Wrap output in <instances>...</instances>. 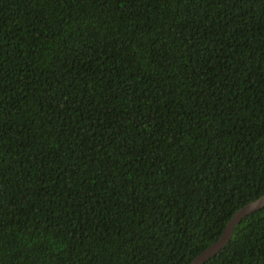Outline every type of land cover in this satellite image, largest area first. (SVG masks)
Returning <instances> with one entry per match:
<instances>
[{
  "label": "trees",
  "instance_id": "1",
  "mask_svg": "<svg viewBox=\"0 0 264 264\" xmlns=\"http://www.w3.org/2000/svg\"><path fill=\"white\" fill-rule=\"evenodd\" d=\"M263 193L264 0H0V264H187Z\"/></svg>",
  "mask_w": 264,
  "mask_h": 264
},
{
  "label": "water",
  "instance_id": "2",
  "mask_svg": "<svg viewBox=\"0 0 264 264\" xmlns=\"http://www.w3.org/2000/svg\"><path fill=\"white\" fill-rule=\"evenodd\" d=\"M264 205V193L257 198L245 203L233 212L227 221L220 235L208 246L198 252L187 264H202L212 255L217 253L230 239L235 224L246 214L258 209Z\"/></svg>",
  "mask_w": 264,
  "mask_h": 264
}]
</instances>
